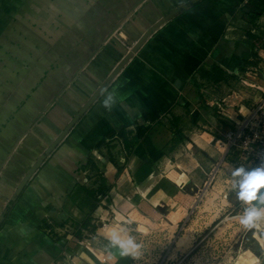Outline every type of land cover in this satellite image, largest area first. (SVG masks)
I'll return each mask as SVG.
<instances>
[{
	"label": "crops",
	"instance_id": "1",
	"mask_svg": "<svg viewBox=\"0 0 264 264\" xmlns=\"http://www.w3.org/2000/svg\"><path fill=\"white\" fill-rule=\"evenodd\" d=\"M187 1H0V264H57L64 253L133 264L100 231L105 216L179 226L214 166L213 179L237 167L225 133L257 96L240 79L264 82V0H200L149 36L10 201L35 161L10 178L30 138L54 123L51 142L140 35ZM183 151L210 159L192 157L191 169Z\"/></svg>",
	"mask_w": 264,
	"mask_h": 264
},
{
	"label": "rangeland",
	"instance_id": "2",
	"mask_svg": "<svg viewBox=\"0 0 264 264\" xmlns=\"http://www.w3.org/2000/svg\"><path fill=\"white\" fill-rule=\"evenodd\" d=\"M6 17L5 14L2 15V18ZM1 21L5 22V20ZM240 86L243 87L242 84ZM53 126L54 123H51L45 127L43 134L37 140L30 138L28 159L19 158L13 163L10 178L17 180L25 168L49 144ZM230 153L239 158L238 151ZM206 154L199 152L196 155L193 152L183 151L179 158L190 159L193 169L195 161L192 157L209 160L210 155ZM23 156L27 158L26 155ZM193 175L199 177L200 172L194 171ZM229 176L230 170L222 178L216 176L208 184L206 179L202 180L199 185L202 191L192 210L179 226H170L165 221L162 223L154 221L147 222V225L140 226L141 230H137L135 224L122 225L121 215L116 217L107 215L104 221L108 223H104L100 231L108 235L104 233L103 227L110 226L117 228V231L120 230L121 235L123 233L133 235L137 242L142 244L143 254V258L133 261V264H259L264 258V221L259 222L254 231L257 241H252L254 233L248 234V231L233 218L242 214L243 209L235 191L230 189ZM15 187L14 184L11 190L14 191ZM227 193H229L228 197ZM98 204L102 202L99 201ZM77 235L92 237L84 230ZM183 236L186 238H182L184 240L182 243L180 240ZM71 256L68 257V253H64L57 264H80L76 260L74 262Z\"/></svg>",
	"mask_w": 264,
	"mask_h": 264
},
{
	"label": "clouds",
	"instance_id": "3",
	"mask_svg": "<svg viewBox=\"0 0 264 264\" xmlns=\"http://www.w3.org/2000/svg\"><path fill=\"white\" fill-rule=\"evenodd\" d=\"M111 101L112 97L109 96L103 106L110 109ZM229 183L243 209L242 214L233 218L245 230L254 231L258 223L264 221V163L253 168L243 165L231 168ZM107 239L109 246L116 249L121 258H129L131 261L143 258L142 244L133 235L122 236L120 231L114 230Z\"/></svg>",
	"mask_w": 264,
	"mask_h": 264
},
{
	"label": "built area",
	"instance_id": "4",
	"mask_svg": "<svg viewBox=\"0 0 264 264\" xmlns=\"http://www.w3.org/2000/svg\"><path fill=\"white\" fill-rule=\"evenodd\" d=\"M248 1L245 0V2ZM242 81L250 88H254L257 96L246 107V110L242 111L241 117L234 120L235 127L227 130L225 137L227 139V151H238L237 167L243 165L246 168H253L264 163V82H248L247 79H242ZM217 105L220 108V104ZM219 165L220 162L214 166L206 184L212 181L215 169ZM98 195L101 197L100 194Z\"/></svg>",
	"mask_w": 264,
	"mask_h": 264
},
{
	"label": "water",
	"instance_id": "5",
	"mask_svg": "<svg viewBox=\"0 0 264 264\" xmlns=\"http://www.w3.org/2000/svg\"><path fill=\"white\" fill-rule=\"evenodd\" d=\"M200 0H189L181 5L175 7L174 9L165 13L162 17L157 19L154 23H152L135 41L132 47L125 53L122 59L115 65V67L110 71L108 76L100 83V85L93 91V93L88 97V99L83 103V105L77 110V112L71 117V119L67 122V124L59 131V133L51 140V142L44 148V150L37 156L35 161L31 164L25 174L22 176L18 184L16 185L10 201H15L17 197L22 192L24 186L29 181V179L36 173L39 167L43 164L46 158L55 150V148L65 139V137L69 134L72 128L78 123V121L82 118V116L87 112V110L91 107V105L99 98V96L103 93L105 88L111 83L112 79L120 72V70L124 67V65L129 61V59L133 56V54L138 51V49L143 45V43L149 38V36L160 27L165 21L180 13L182 10L190 7L193 3H196ZM243 10L249 13L252 12V8L250 6H244ZM193 193L198 191V187H188ZM11 204V203H10ZM255 231V230H254ZM254 231H248V234H253ZM257 241V237L252 235V241ZM264 264V258L261 263Z\"/></svg>",
	"mask_w": 264,
	"mask_h": 264
},
{
	"label": "trees",
	"instance_id": "6",
	"mask_svg": "<svg viewBox=\"0 0 264 264\" xmlns=\"http://www.w3.org/2000/svg\"><path fill=\"white\" fill-rule=\"evenodd\" d=\"M217 70V69H216ZM218 71V70H217ZM216 74H217V77L219 78L220 77V75H221V73H218V72H216ZM125 139H126V141H127V144L129 143V139H128V137L127 136H125ZM106 189H107V187L106 186H103V187H101V188H99L98 190H96V189H91V190H89V192L91 193V195L92 196H94V197H96V193H97V191H101V192H104V191H106Z\"/></svg>",
	"mask_w": 264,
	"mask_h": 264
},
{
	"label": "bare ground",
	"instance_id": "7",
	"mask_svg": "<svg viewBox=\"0 0 264 264\" xmlns=\"http://www.w3.org/2000/svg\"><path fill=\"white\" fill-rule=\"evenodd\" d=\"M105 228H106V226L103 227V229H105ZM114 230L117 231V228L108 226L107 229H106V233H107V234H110V233H111L112 231H114ZM182 238L185 239V236H184V237H181V240H180V241L183 243L184 240H182Z\"/></svg>",
	"mask_w": 264,
	"mask_h": 264
}]
</instances>
